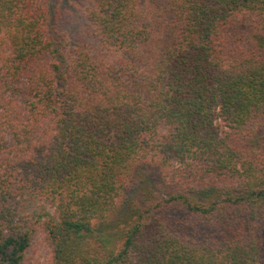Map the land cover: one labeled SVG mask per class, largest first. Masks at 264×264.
Here are the masks:
<instances>
[{"label":"trees","instance_id":"16d2710c","mask_svg":"<svg viewBox=\"0 0 264 264\" xmlns=\"http://www.w3.org/2000/svg\"><path fill=\"white\" fill-rule=\"evenodd\" d=\"M40 231L52 264H264V0H0V264Z\"/></svg>","mask_w":264,"mask_h":264},{"label":"rangeland","instance_id":"374dc122","mask_svg":"<svg viewBox=\"0 0 264 264\" xmlns=\"http://www.w3.org/2000/svg\"><path fill=\"white\" fill-rule=\"evenodd\" d=\"M53 212L54 209L49 205L39 206L35 209V213L42 216H47ZM24 262L25 264H52V248L42 231L38 232L33 239Z\"/></svg>","mask_w":264,"mask_h":264}]
</instances>
